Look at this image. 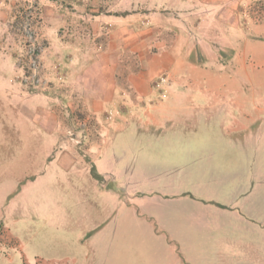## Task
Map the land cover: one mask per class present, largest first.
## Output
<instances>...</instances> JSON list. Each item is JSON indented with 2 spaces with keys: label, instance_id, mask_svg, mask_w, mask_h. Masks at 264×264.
Wrapping results in <instances>:
<instances>
[{
  "label": "rangeland",
  "instance_id": "obj_1",
  "mask_svg": "<svg viewBox=\"0 0 264 264\" xmlns=\"http://www.w3.org/2000/svg\"><path fill=\"white\" fill-rule=\"evenodd\" d=\"M170 8L189 9L181 15ZM200 8L217 10L203 21ZM197 37L207 43L186 40ZM172 45L197 48L202 64L219 69L191 84L189 108L181 97L168 106L171 115L189 109L187 122L176 120L162 134L169 145L185 143L175 146L183 150L178 160L195 157L188 173H202L187 198L195 195L203 208L251 189L249 211L264 202L263 180L242 172L247 158L227 147L233 123L250 119L245 135H261L264 156V0H0V264H206L201 252L192 260L184 252L186 263L172 257L170 232L142 234L145 198L131 180H140L146 169L138 161L157 147L152 140L146 145L137 120L107 146L103 161L97 151L88 153L109 143L102 135L108 123L84 109L101 63L114 65L124 82L148 53ZM223 149L230 156L222 157ZM104 163L113 172L94 170ZM160 237L170 246L161 248ZM245 241L252 257L245 264H264L252 235Z\"/></svg>",
  "mask_w": 264,
  "mask_h": 264
},
{
  "label": "crops",
  "instance_id": "obj_2",
  "mask_svg": "<svg viewBox=\"0 0 264 264\" xmlns=\"http://www.w3.org/2000/svg\"><path fill=\"white\" fill-rule=\"evenodd\" d=\"M170 9L181 14L182 11L184 12L189 8ZM200 10L204 11V14L206 13L204 21L209 19L217 8H200ZM186 13L188 14L187 11L183 14L186 15ZM233 14L237 18V13ZM236 18L237 22L238 18ZM220 22L219 26L221 27ZM223 26L226 27L222 24ZM198 27L196 25L193 29L196 30ZM227 27L233 30L240 29L237 25H228ZM186 40L192 41L195 43L194 45H199L206 44L208 39L206 42L198 37ZM182 41H185V38ZM6 55L12 54L7 53ZM203 60L204 58L197 48H191L187 51L182 46L173 47L172 45L158 53H148L143 68L127 75L124 82L119 81V74L114 65L101 63L99 67L101 68V74L95 78L97 79V86L85 90L84 109L91 113L97 121L108 123L102 135L105 136V141L109 143L103 145L99 150L90 149L88 153L90 157H94L95 154L92 151H97L98 154L95 157L99 161H103L102 158L105 156L107 146L126 129V126L131 125V120H137V123L133 125L137 126V131L142 130V136H148L146 145L150 144V140H152L157 147V150H153L155 154L153 153L148 156L149 158L138 161L137 165L146 169L141 176H137L140 180H137L134 176L131 180L133 184L131 187L134 190L142 189L138 193L141 195L139 199L145 198L144 202H141V211L146 216L147 221L146 225L141 228L142 234L146 238H157L158 233H155L157 228L162 233L170 232L171 242L175 243L173 247L177 249L176 252L169 253L172 257L177 256L178 258L180 256L178 259L184 263H186V259L182 255L184 252L191 260L197 257V253L201 252L206 264H245L249 263V259L252 258L248 254L251 248L248 247V241H245V239L251 238L252 235L258 246L256 252L264 250L259 246L260 238L264 242V212L261 213L264 202L257 203V208L254 207L253 211L250 212L247 201L255 192L252 194L250 193L251 189L249 191L248 189H242L233 193L227 203L213 201L211 205L201 206L204 209L198 208L197 204L201 203L199 199L195 198V195L187 198L195 185L200 182L202 176V173L193 175L187 171V164H196L193 162L195 157L192 159L183 158L182 161L178 160L176 152L179 151L183 155V150L180 149L185 148V143L183 144L182 140L179 139L180 142L177 145H169L166 143L170 142L169 136L163 139L164 135H162L163 131L174 121L183 118V122H187L190 118L188 117L189 109L182 114L175 113L171 115L168 106L178 103L174 101L181 97L185 109L189 108V102L185 98L189 93L187 90L191 84L200 77L211 76L210 74H215L216 70L219 71L218 66L212 67L208 64H202ZM161 79H164V82H161ZM159 92L161 94L166 93L165 100L160 99ZM251 122L252 120L246 119L237 120L233 123V132H230L232 139L227 147L238 151L235 157L247 158L246 160L241 159L245 163L242 172L249 170L251 179L263 180V185L264 156L259 148L261 135L252 136L250 133L245 135L250 130ZM159 143L165 149L160 150L156 145ZM204 145L206 146V142H204ZM224 150L226 149L221 151V156H230ZM204 152L200 147V156ZM186 153L188 155L190 151H186L184 154ZM96 158L91 161L93 162ZM104 165L105 163L101 164V167L99 165L96 167L93 165V167L94 170L97 168L103 173L104 171L106 173L113 172L112 164H107L106 167ZM199 170H201V167H199ZM208 171L212 172L213 169H206V172ZM238 171L239 169L231 171L232 175L230 177L234 178ZM215 173L208 174V176L214 178L210 175H215ZM152 207L155 208L152 209ZM202 209L207 213L201 212ZM211 210L215 212L210 213ZM224 215L228 220L226 225L221 223ZM238 219L243 222L244 230H241L242 227L237 223ZM160 242L161 248L170 246L165 238H161Z\"/></svg>",
  "mask_w": 264,
  "mask_h": 264
}]
</instances>
